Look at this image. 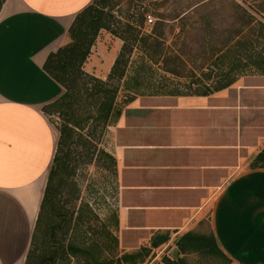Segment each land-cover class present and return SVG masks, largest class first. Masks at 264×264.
Here are the masks:
<instances>
[{"label": "crops", "instance_id": "crops-1", "mask_svg": "<svg viewBox=\"0 0 264 264\" xmlns=\"http://www.w3.org/2000/svg\"><path fill=\"white\" fill-rule=\"evenodd\" d=\"M92 2L4 0L0 7V264H23L55 153L58 131L43 107L62 88L43 64ZM194 85L117 97L121 113L103 134L116 162L108 228L120 255L173 251L209 219L231 264H264V168L247 167L264 148L254 131L264 84L235 78L208 93Z\"/></svg>", "mask_w": 264, "mask_h": 264}, {"label": "rangeland", "instance_id": "rangeland-1", "mask_svg": "<svg viewBox=\"0 0 264 264\" xmlns=\"http://www.w3.org/2000/svg\"><path fill=\"white\" fill-rule=\"evenodd\" d=\"M141 0H108L103 10L104 23L106 27L94 29L93 26L87 25L84 30V42L90 40L88 53L81 63L74 67V74L70 80L73 85L82 87V81H87L91 85L90 76L101 77L106 79L111 63L118 54L122 45V40L115 35L109 27H116L123 30L124 20L132 19L133 12ZM198 0H144L150 13L146 16L142 24L140 35H148L156 19L163 22V38L147 39L146 44L136 42L135 48L130 54L127 66V77L121 82L118 96L128 95L130 92H176L183 91L188 84H195L202 74L200 58L191 61V52L198 54L206 41L202 31H207L204 25H194V28L188 29L185 33L179 34L178 20L173 19L178 12L189 7ZM220 8L215 17L217 41H221L227 30L240 29L242 24L244 32L248 33L251 25H257L256 20L264 24V0H221L218 4ZM162 15H156L157 12ZM245 11V13H244ZM152 13V14H151ZM130 15V16H129ZM247 15H252L253 21L248 22ZM195 17L194 20H196ZM200 19L205 20V16ZM193 20V19H192ZM191 24V23H190ZM231 25V26H230ZM189 25L188 27H190ZM70 41L66 37V42ZM65 42V43H66ZM160 42L161 45H158ZM221 46V45H219ZM178 50L181 56L188 59L185 64L180 62L169 61L165 66L163 56L168 50ZM225 53V52H222ZM221 54V53H220ZM180 67L182 77L176 76L165 69ZM264 67V64L261 65ZM191 70H194L192 72ZM81 71V73H80ZM216 71L219 75H228L229 78H246L248 80L261 79L264 84V74L256 66L249 62L232 61L226 63L223 58L217 59ZM78 73L76 81L75 74ZM194 76H191L193 75ZM114 83L115 80H112ZM193 86L191 89H197L199 86ZM75 87V90L78 91ZM74 106L80 105L82 101L79 96L74 97ZM57 105L47 108V115L56 128L61 123V118L57 112ZM80 108V107H79ZM256 134L264 136V116H260L254 124ZM106 137L100 139V143L91 153L92 149L88 143L85 145L72 143L71 164L68 165L67 172L62 173L63 182L58 183L54 203V212L49 215L44 230L41 233V243L36 249L35 257L45 261V264H65L64 249L68 242L75 243L80 247V251L74 256L69 257V264H94L97 260L102 259L111 264H145L147 256L128 260V262L116 260L121 250L109 249V236L106 232L107 213L115 209L117 196V183L115 179V166L112 165L107 156L98 152L99 147H103ZM93 141V140H92ZM90 157V158H89ZM250 163L248 164V168ZM64 187V189H63ZM111 213V212H109ZM79 218L82 222L78 225L74 220ZM205 235L212 233L209 219H207L201 230L196 231ZM92 243L96 245H91ZM90 247L89 254H85L83 249ZM153 247L149 249L151 257L156 259L151 264H171L166 259H174L176 256H182L185 264H221L222 259L215 252L199 253L189 251L179 253L177 247ZM144 248L141 253H144ZM114 250V251H112ZM140 250V249H139ZM137 250V252L139 251ZM151 251V252H150ZM26 258V257H25ZM84 259V260H83ZM25 261V259H24ZM23 261V263H24Z\"/></svg>", "mask_w": 264, "mask_h": 264}, {"label": "trees", "instance_id": "trees-1", "mask_svg": "<svg viewBox=\"0 0 264 264\" xmlns=\"http://www.w3.org/2000/svg\"><path fill=\"white\" fill-rule=\"evenodd\" d=\"M3 1L0 0V7ZM219 3L221 4V0H198L196 3L178 12V14L176 13L174 15L175 17H173V19L178 20L177 26L179 27V34L185 33L190 28H194L196 24L204 25L207 28L206 32L205 30L202 31L206 41L200 52L198 54L191 52V61H194L195 58H200L202 74L200 79H197L199 88L194 89L197 92L208 93L233 82L234 79L229 78L228 75H219L221 73L216 71L217 59L220 58H223L227 64L234 60L246 62V64L249 62L264 74V67H261L264 64V24L256 20L257 25H251L250 30L246 33L243 30L247 24L246 21L238 30L234 28L227 30L226 34L222 36L224 38L221 41H217L215 37L217 30L215 17L220 10L218 7ZM107 4L108 0H93L92 3L79 11L67 30V37L70 38V41L63 43L55 51L50 52L43 64V69L62 88L60 95L45 105L43 110L46 112L49 106L57 105V112L61 118V123L57 127L58 137L55 153L49 167L47 182L39 205L30 246L23 264H45L42 258L35 257V252L41 243V233L49 219V215L54 212L53 200L58 190L57 184L63 182L62 173L67 172V167L71 164V144L77 143L86 146L85 143H88L90 149H92L89 154L93 155V151L96 145L100 143V139L102 140L105 130L109 125L116 122L121 113L117 97L120 84L127 77V66L130 61L129 56L135 48V43L138 42L141 44L140 46H143L150 37L152 39L163 38V22L159 20L161 16H159V19H156L148 35H140V32H142V24H144L146 16L150 14L148 13L147 3L141 0L136 11L131 15L132 19L126 18L124 20L123 30H118L116 27H109L115 35L121 38L122 45L105 77L106 79L93 75L89 77L90 81H88L89 83L92 82L91 85H87V81H82V87L78 86L77 88L76 85L71 83L72 80L70 78L74 74V67L81 63L88 53L90 40L86 41V44H83L84 30L87 25L93 26L94 29L106 27L103 21L104 17L101 7L104 8ZM262 10L264 11V8ZM156 15H162V13L158 11ZM203 16H205V20L200 19ZM195 17H197L196 20H194ZM246 18L249 19L248 22L254 19L252 15H247ZM189 25L191 26L188 27ZM157 44L161 45L160 42H157ZM171 60L180 62L183 65L188 59L183 58L178 50L172 48V50L167 49V52L163 56L165 66ZM165 70L176 76H184L181 75L180 67L178 69L172 68ZM191 71L194 72V70ZM77 74H75L74 81H76L79 75ZM191 76H194V74ZM112 80H115V82L113 83ZM75 87L78 91L75 90ZM76 95L82 101V107L80 105L74 106L75 101L77 102L74 99ZM97 149L100 154L108 157L112 165H116L115 158L109 152L103 147ZM249 167L253 169L264 168V148L253 157ZM115 218L116 214L113 213L111 219L107 218V225H110V220H114ZM74 221L78 225L82 222L79 218ZM105 227L107 228L106 232L109 236L108 247L109 249H116V237L108 226ZM175 244L179 253H187L189 251L199 253L215 252L222 259L221 264L232 263L231 257L218 245L213 232L210 235H205L196 231H188L180 236ZM91 245L96 244L92 243ZM91 245L83 249L85 254L90 253L89 249ZM80 250V247L75 243L68 242L63 252L64 259L66 260L65 264H69V257L74 256ZM143 250H145V253H124L115 258L119 263L121 260L128 262V260L136 257L142 258L143 255L149 252L148 248H144ZM166 260L171 264H185V259L182 256H176L172 260ZM86 262L87 259L84 260V264H87ZM107 263L108 261L99 259L94 264Z\"/></svg>", "mask_w": 264, "mask_h": 264}]
</instances>
